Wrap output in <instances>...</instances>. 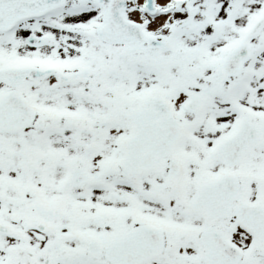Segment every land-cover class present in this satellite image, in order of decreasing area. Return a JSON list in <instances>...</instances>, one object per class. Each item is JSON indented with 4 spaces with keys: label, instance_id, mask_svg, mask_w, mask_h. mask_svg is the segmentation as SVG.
Here are the masks:
<instances>
[{
    "label": "snow or ice",
    "instance_id": "1",
    "mask_svg": "<svg viewBox=\"0 0 264 264\" xmlns=\"http://www.w3.org/2000/svg\"><path fill=\"white\" fill-rule=\"evenodd\" d=\"M0 264H264V0H0Z\"/></svg>",
    "mask_w": 264,
    "mask_h": 264
}]
</instances>
